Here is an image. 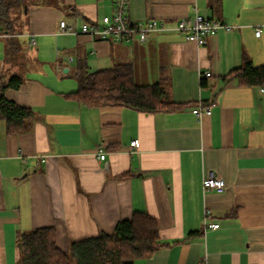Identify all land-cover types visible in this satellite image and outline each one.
<instances>
[{
	"label": "crops",
	"instance_id": "obj_1",
	"mask_svg": "<svg viewBox=\"0 0 264 264\" xmlns=\"http://www.w3.org/2000/svg\"><path fill=\"white\" fill-rule=\"evenodd\" d=\"M23 5L10 13L13 37H0V78L23 77L5 95L36 120L14 135L0 120V264H18L22 233L53 227L68 251L74 241L114 233L135 212L154 218L168 245L134 264H264V88L225 80L245 61L264 65V0H130L132 23L169 27L144 42L80 33L83 22L111 15L113 0ZM196 13L231 28L203 46L188 41L176 25ZM63 20L73 33H59ZM124 63L137 84L166 79L169 100L181 107L144 113L66 96L78 90L80 65L95 72ZM201 104H213L212 113L195 115ZM209 170L225 191L203 189ZM205 221L220 226L206 229Z\"/></svg>",
	"mask_w": 264,
	"mask_h": 264
},
{
	"label": "trees",
	"instance_id": "obj_2",
	"mask_svg": "<svg viewBox=\"0 0 264 264\" xmlns=\"http://www.w3.org/2000/svg\"><path fill=\"white\" fill-rule=\"evenodd\" d=\"M23 6V0H0V33L7 31L13 37L10 13L13 9L24 11ZM73 77L78 82V90L66 96L88 107H126L144 113L171 112L181 107L169 100L166 79L151 85L137 84L131 63L95 72L80 65ZM225 80L264 88V65L253 66L245 61ZM23 82L19 75L0 78V120L5 123L8 135L29 132L36 120L33 109L6 98L8 89L17 90ZM164 245L168 244L160 239L157 221L144 212H135L131 219L120 221L114 233L74 241L68 251L56 245L53 227L22 233L18 264H134L150 258Z\"/></svg>",
	"mask_w": 264,
	"mask_h": 264
},
{
	"label": "built area",
	"instance_id": "obj_3",
	"mask_svg": "<svg viewBox=\"0 0 264 264\" xmlns=\"http://www.w3.org/2000/svg\"><path fill=\"white\" fill-rule=\"evenodd\" d=\"M114 10L111 15H105L100 21L96 22H83L80 33L89 35L93 38H100L103 40H120L124 42H132L137 39L141 42L146 41L150 35L158 31L168 30V26L159 20L148 19L146 21H139L132 23L128 17L129 2L130 0H113ZM229 29L220 20H213L203 17L200 14L194 16V18L188 20L183 18L178 21L176 29L180 32L185 33L186 39L203 46L207 42L209 36L215 35L220 29ZM73 27L66 21L60 22L61 34L73 33ZM75 33V32H74ZM261 31L256 30V35L259 36ZM8 36L7 34L0 33V37ZM36 40L34 37L31 38V46L36 45ZM210 72L201 74V79L203 77L210 76ZM213 104H201L193 110V113L197 116L210 115L212 113ZM140 147V141L138 139L131 141L130 148L131 152H135ZM97 153L101 160L105 159L106 152L103 146L97 147ZM203 189L205 191H216L223 192L226 189V184L219 177V175L214 170H209L202 179ZM210 217V212L205 213V220ZM206 229H218L219 224L208 223L205 221Z\"/></svg>",
	"mask_w": 264,
	"mask_h": 264
}]
</instances>
